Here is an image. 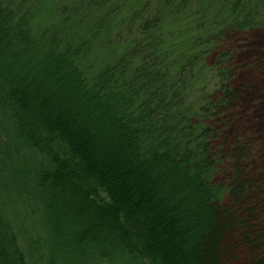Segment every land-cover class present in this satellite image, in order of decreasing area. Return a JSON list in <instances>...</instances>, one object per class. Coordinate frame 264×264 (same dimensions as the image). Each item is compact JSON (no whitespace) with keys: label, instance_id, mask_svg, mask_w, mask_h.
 Segmentation results:
<instances>
[{"label":"trees","instance_id":"1","mask_svg":"<svg viewBox=\"0 0 264 264\" xmlns=\"http://www.w3.org/2000/svg\"><path fill=\"white\" fill-rule=\"evenodd\" d=\"M126 1H64L40 27L0 4V264H264L257 78L194 71L264 15L191 24L193 0H145L125 47L93 25Z\"/></svg>","mask_w":264,"mask_h":264},{"label":"rangeland","instance_id":"2","mask_svg":"<svg viewBox=\"0 0 264 264\" xmlns=\"http://www.w3.org/2000/svg\"><path fill=\"white\" fill-rule=\"evenodd\" d=\"M64 1L71 5L77 4L74 8L75 10L79 5V0H0V4L12 6L14 7V9L28 8L29 11L35 12L36 14L34 15L33 19L35 25L38 24L40 27L45 23H50L53 19L54 21H56V19H58L59 17L63 20L68 17L72 18L71 16H73V14L67 15V13L65 14L62 9L60 10V13L57 10V6H59ZM143 2H145V0H127L125 3H122L123 7L121 9V12H118V15H111L110 22L99 23V21H95L93 25L95 26L94 28L98 29V31L101 32V36H104L107 41H110L112 43L113 41L116 42L121 40L122 44L124 43L123 46L127 47L129 41L133 42V40L137 38L135 30H137V27L139 25L138 23H140H135V25L132 24V21L134 20H131V13H133V10H137L139 8L141 9ZM154 5H156V3L148 7V12L151 11V8H154ZM235 8L240 11H246L245 13L248 14V16L249 13L247 12H249L250 10H260L259 13L261 14V16H263L264 0H193L191 9L186 10V14L182 18L177 19V21L186 20L191 24H197L199 22H203V17H206L208 15H217L219 18L227 19L230 16V13L235 10ZM75 10H73V12H75ZM239 13L240 12H237V14ZM155 14L156 13L154 12L153 15ZM75 15L78 16L76 12ZM164 15H166L167 17L166 13ZM252 16L253 14H251L249 17L251 18ZM257 19H259L258 16ZM114 20L118 22L123 21L124 24L118 25V28H115L112 32H102V29H105L106 27L111 30V25L114 26V24H112ZM187 22L175 24L174 21H172V19L168 16L165 23L166 25L173 24L181 26L182 24H185ZM185 30L186 29H178L174 31L173 29L174 36L172 41L174 42V40H182L184 42L185 34L183 35L180 32H185ZM207 30L208 27H204L202 28L200 33H206ZM105 33H107V35ZM242 35L243 32L235 33L234 31L229 34L223 32V35L220 39L211 42H204V44L201 45V49L203 51L200 50V48L197 50L200 51L198 52L199 55H202V52H206L207 55L202 59V61L204 63H207V65L205 64L206 67L202 69H199L200 66L197 65L198 69L195 68L194 71L198 73V71L200 70L204 76H207L208 74L213 76L217 72L219 73V71L229 68L234 69L235 71L237 70L236 73H243L240 74L239 77L242 75V77L253 76L257 78V84L254 87V89H256L255 91L254 89L252 90L254 95L252 96V98H250L251 106H253L252 111H254L253 114L255 115L253 119L249 120V124L247 125L251 131L255 132L254 135H256L257 141L259 143L258 145H260L264 144V31H254V33L250 36H247L248 34L243 36ZM224 41L227 42L225 44L227 47L220 48L217 53L209 51L213 50L211 48L212 46L218 45L221 47L222 42ZM226 54H228L229 56L231 55L233 63H229L230 60L225 61V58L230 59L229 56L226 57ZM200 62L201 60L199 59V62L197 63ZM212 81L214 80H210V89L213 88V83H215ZM247 98L249 99V96ZM256 166L258 165H255L254 167ZM258 170L262 173L264 172L260 168H258ZM262 179H264V177Z\"/></svg>","mask_w":264,"mask_h":264}]
</instances>
